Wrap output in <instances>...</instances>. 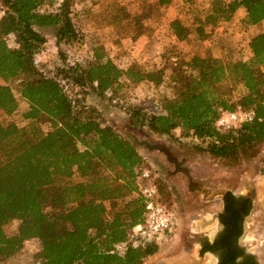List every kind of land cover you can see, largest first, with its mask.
I'll list each match as a JSON object with an SVG mask.
<instances>
[{"label":"trees","instance_id":"16d2710c","mask_svg":"<svg viewBox=\"0 0 264 264\" xmlns=\"http://www.w3.org/2000/svg\"><path fill=\"white\" fill-rule=\"evenodd\" d=\"M72 1L0 0L4 10L0 20V264L33 239L40 249L29 264H143L159 248L153 242L129 245L123 254L113 251L143 220L139 168L145 158L131 139L80 106L65 85L72 83L83 95L92 86L103 97L125 83L160 85L164 68L123 69L97 48L85 64H64L55 75L45 74L37 67L31 46L46 40L36 27L56 26L58 42L79 41ZM171 4L173 0H155L152 5ZM209 4L196 29L203 42L216 40L218 31L227 34L223 31L241 7L246 10V24L264 23V0H209ZM145 15L132 17L134 39L146 33ZM169 25L174 41H184L191 34L192 28L179 17L172 18ZM10 35L22 45L10 46ZM206 47L174 71L171 95L146 108L148 112L137 107L133 115L156 134L172 136L180 129L182 135L205 143L199 146L201 150L237 160L242 150L264 142V29L251 36V55L239 51L238 58L229 59L221 50L213 53ZM224 82L231 86L226 89ZM234 92L238 96L233 97ZM16 93L29 106L22 126L2 121V116L18 109ZM239 106L253 109V120L219 130L215 122L221 111ZM45 122L47 130L42 127ZM227 194L234 198L230 190ZM229 207L232 214L240 213L232 202ZM251 208V203L244 206L243 214L248 215ZM223 219L229 237L237 223L225 218V213ZM10 221L18 222L13 234L5 231ZM237 255L232 250L230 261ZM243 264L260 263L248 257Z\"/></svg>","mask_w":264,"mask_h":264},{"label":"rangeland","instance_id":"374dc122","mask_svg":"<svg viewBox=\"0 0 264 264\" xmlns=\"http://www.w3.org/2000/svg\"><path fill=\"white\" fill-rule=\"evenodd\" d=\"M153 2L155 0H73L72 18L81 34L79 41L58 42L56 26L36 27L46 39L31 43L37 67L45 74L55 75L64 64H85L99 48L123 69L164 68L160 85L149 81L125 83L107 91L103 97L97 95L92 86L83 95L72 83L65 85L80 106L111 124L121 135L131 139L143 156H147L142 166L156 170L161 198L175 211L173 232L158 244V251L146 257L143 264H213L212 254L199 256L198 241L205 235L211 237L214 234L216 228L208 226L203 216L220 208L216 197L225 190L252 194L253 204L244 220L241 244L264 264V142L242 150L237 160L218 157L201 150L199 146L205 143L182 135L180 129L172 136L159 135L141 125L133 115L137 107L146 110L161 103L164 96L171 95L174 71L205 46L196 29L209 9V0H173L171 6L159 8L154 7ZM141 13L146 14L143 17L146 33L134 39L136 30L132 17ZM236 15L238 21L223 31L227 36L221 31L216 32V41L223 45L216 53L221 50L222 56L229 59L238 58L239 51L246 53L247 40L264 29V23L251 26L244 22L246 10L243 7ZM175 17L192 28L184 41H174L170 36L169 24ZM244 42L245 45H241ZM8 43L12 47L22 45L15 35L8 37ZM174 54L180 57L177 64L171 60ZM11 84L17 86L14 82ZM223 84L226 89L231 86L228 82ZM16 94L18 109L11 115L2 116V121H14L22 126L26 123L24 113L29 106ZM235 96L238 92L233 93ZM42 127L44 130L49 128L46 122ZM17 228V221L5 225L7 234L15 233ZM39 249L38 240H28L23 250L5 264H29Z\"/></svg>","mask_w":264,"mask_h":264},{"label":"built area","instance_id":"2783aa9c","mask_svg":"<svg viewBox=\"0 0 264 264\" xmlns=\"http://www.w3.org/2000/svg\"><path fill=\"white\" fill-rule=\"evenodd\" d=\"M3 15L4 10L0 5V20ZM171 60L175 64L178 63V58L175 55L171 57ZM255 115L253 109L241 106L235 110H224L216 119L215 126L219 130L237 127L241 122L253 120ZM139 178L142 181L140 194L145 206L143 220L133 227L127 240L114 245L113 251L120 254H123L129 245L144 246L153 242L160 243L173 232L176 225L175 211L161 198L156 170L148 166H141Z\"/></svg>","mask_w":264,"mask_h":264},{"label":"flooded vegetation","instance_id":"af4514ba","mask_svg":"<svg viewBox=\"0 0 264 264\" xmlns=\"http://www.w3.org/2000/svg\"><path fill=\"white\" fill-rule=\"evenodd\" d=\"M226 190L222 194H219L216 199H218L220 208L213 212L217 213L216 224L214 227V234L209 237L208 235L203 236L198 241V254L199 256H203L206 253L212 254L215 258V262L213 264H243L248 257L254 263H258L259 260L255 253L241 244V236L244 231V220L247 215L243 214L244 206L249 205L250 203L253 204V197L252 194H244V193H237L230 190L233 193V199L228 196ZM232 202L236 208L240 210V213H231L233 210L229 207V203ZM225 213V218L233 219L236 221L237 229L235 233L230 235L229 237L226 236L228 228L226 223L223 219V214ZM176 215V214H175ZM243 215V219L241 216ZM242 229V234L238 235L237 232ZM224 245V243H226ZM209 244L208 246L206 245ZM229 244V245H228ZM203 249L205 251L203 252ZM235 250L238 253L234 260L230 261L231 251ZM240 252V253H239ZM260 263V262H259Z\"/></svg>","mask_w":264,"mask_h":264},{"label":"crops","instance_id":"0c3cea01","mask_svg":"<svg viewBox=\"0 0 264 264\" xmlns=\"http://www.w3.org/2000/svg\"><path fill=\"white\" fill-rule=\"evenodd\" d=\"M242 9V7L241 8H239L238 9V11L239 10H241ZM237 12L235 13V15H234V17H233V20H232V22H236V21H238V18H237ZM253 26H256V25H253ZM228 34H225V36H227ZM241 35H243V33H241ZM229 39H232V37H230ZM249 40L250 39H248L247 40V43H248V49L246 48L245 50H247V52H248V54L249 55H251V50H250V48H249ZM223 41V40H222ZM204 43H205V45L207 46L206 48L208 49V51H210V52H216L217 50H219V48H220V45H219V43H218V41H216L215 39H207L206 41H204ZM241 45H245V42H244V44H241ZM240 45V46H241ZM221 55V54H220ZM142 155H143V152L141 151L140 152ZM144 157H147V156H144ZM226 191V190H225ZM225 191H223V192H225ZM237 193H242V192H237ZM222 194V193H221ZM212 215V213L211 214H208V215H204L203 216V221H205V223H207L208 224V226H210V227H214V225L216 224V221H214V222H211V220H207V219H210L211 216ZM206 226V225H205Z\"/></svg>","mask_w":264,"mask_h":264},{"label":"water","instance_id":"95a60500","mask_svg":"<svg viewBox=\"0 0 264 264\" xmlns=\"http://www.w3.org/2000/svg\"><path fill=\"white\" fill-rule=\"evenodd\" d=\"M217 216H218L217 213H212V215L210 216L211 218L207 219V220H211V222H214V221H216Z\"/></svg>","mask_w":264,"mask_h":264}]
</instances>
